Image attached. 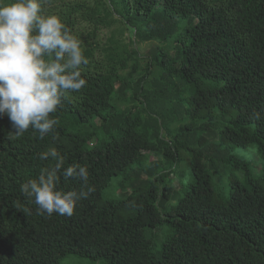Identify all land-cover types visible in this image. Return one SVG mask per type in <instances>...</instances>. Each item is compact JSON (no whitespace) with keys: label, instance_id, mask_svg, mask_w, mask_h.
<instances>
[{"label":"trees","instance_id":"1","mask_svg":"<svg viewBox=\"0 0 264 264\" xmlns=\"http://www.w3.org/2000/svg\"><path fill=\"white\" fill-rule=\"evenodd\" d=\"M43 12L58 15L80 39L89 61L82 72L87 83L52 114L58 119L55 139L50 133L41 140L31 128L15 137L8 117H0V264H59L68 254L106 264H264V177L252 176L247 162L230 155L245 175L230 180L220 201L210 172L222 161L220 144H255L264 161V0H44ZM115 24L133 30L130 43L170 40L175 53L155 48L132 84L121 74L128 44L112 32L100 42ZM154 61L165 83L151 99L145 87ZM179 85L189 93L170 91L177 98L172 104L169 90ZM131 89L128 100L142 98V111L135 104L119 107L117 93L126 102ZM159 101L176 114L186 102L188 115L204 117L210 133L218 116L228 117L219 143L204 136L185 140L182 130L160 138L153 128ZM187 141L191 175L175 189L168 176ZM53 147L65 168L86 166L95 188L71 217L39 214L33 199L20 192L22 183L54 163L38 159ZM145 152H157L165 162L150 163ZM120 174L124 196L105 199L103 190ZM81 185L61 176L58 187L79 191ZM164 223L173 230L154 251L146 230Z\"/></svg>","mask_w":264,"mask_h":264},{"label":"clouds","instance_id":"2","mask_svg":"<svg viewBox=\"0 0 264 264\" xmlns=\"http://www.w3.org/2000/svg\"><path fill=\"white\" fill-rule=\"evenodd\" d=\"M44 0H0V117L7 116L15 137L30 128L39 139L56 138L58 119L52 116L69 93L79 92L87 81L88 65L81 41L58 15L43 12ZM54 161L35 179L20 185L39 214L73 216L79 202L94 193L86 166L64 167L55 148L40 152L41 161ZM79 179V191L59 189L60 177Z\"/></svg>","mask_w":264,"mask_h":264},{"label":"rangeland","instance_id":"3","mask_svg":"<svg viewBox=\"0 0 264 264\" xmlns=\"http://www.w3.org/2000/svg\"><path fill=\"white\" fill-rule=\"evenodd\" d=\"M110 32H112L115 37L121 43H127L129 47V60L128 66L122 70L121 74L125 78L129 79L132 84H134L137 80L141 79L144 73V68L147 67L150 63L151 57L155 54V48L158 49L160 47L167 46L171 53L174 54L175 50L170 48L172 46L171 41H163V40H151V41H137L135 43H130V39L132 37L133 30L131 28H126L123 25L115 24L109 30L106 31L105 34L100 38V42H105L106 38L109 36ZM130 43V44H129ZM96 57L98 61L103 62V55L100 54V51L97 52ZM150 72L146 78L145 88L150 91V98L155 99L159 97V91L164 86L165 76L161 75L160 67L157 66L156 61L149 67ZM162 76V77H161ZM159 85L157 88H155ZM183 85H179L178 88H172L169 90L174 94H180L187 96L189 92L183 91ZM170 92V93H171ZM133 93V90H129L127 92V101L124 102L122 97L117 93V103L119 107L123 110L135 104L137 110H141V100H136L135 102L132 100H128L130 94ZM171 93V95H173ZM177 98L172 97V104L176 103ZM169 103H163L161 101L154 103V107L157 110L156 116L153 121V128H157L160 132V138L164 140H168L177 132L181 130L185 133L184 138L186 140L187 137L198 138L200 136H204L209 138L210 143L218 144V136L220 130L225 125L228 117L223 118L218 116L215 119V124L211 133L206 129L205 122L207 121L204 117H200L198 119H192L186 108L188 104L183 102L180 105L181 113H174L169 108ZM148 114L141 113V117L143 119H147ZM152 130V129H151ZM151 132V131H150ZM184 141V140H183ZM190 141L184 142L185 148L181 149L179 152V158L175 163L174 172L168 176L169 180H172V183L175 189L179 188V180L183 182H187L190 179L191 175V155L188 153L187 148L192 147L191 144H187ZM220 153L222 154V161L219 160L218 164L215 168L211 169V184L214 190L215 196L218 200L224 201L229 193V183L230 180L239 179L242 180L245 175V168L243 166L236 168L235 160L230 157L233 155L236 159L240 161H245L248 163V167L250 173L254 177H264V161L257 151V147L255 144L248 146L247 148L243 147H234L232 149H225V146H219ZM148 154V161L158 162L160 161L162 164L165 162L163 157L157 152H145ZM145 177V175H143ZM124 178L123 174L115 176L110 181L109 185L103 190V197L107 198H121L123 197V193L125 189L120 186V182ZM128 184V183H127ZM129 188V187H128ZM178 197V193L174 191L171 197V201L174 202ZM164 206H161V209ZM165 208V207H164ZM165 210V209H164ZM172 228L168 227L166 223L155 228L150 229L147 228L146 233L148 236L153 237L154 240V251H157L163 242V240L168 236L169 232H172ZM59 264H106L103 259L91 260L85 256H79L75 254H68L62 258Z\"/></svg>","mask_w":264,"mask_h":264}]
</instances>
